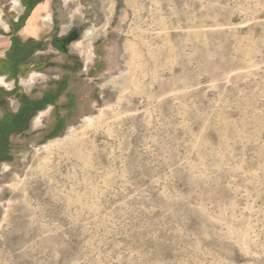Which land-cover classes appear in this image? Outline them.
<instances>
[{
    "label": "rangeland",
    "instance_id": "obj_1",
    "mask_svg": "<svg viewBox=\"0 0 264 264\" xmlns=\"http://www.w3.org/2000/svg\"><path fill=\"white\" fill-rule=\"evenodd\" d=\"M38 26L44 65L0 77V110L68 63L95 107L0 134V264H264V0H52Z\"/></svg>",
    "mask_w": 264,
    "mask_h": 264
},
{
    "label": "crops",
    "instance_id": "obj_2",
    "mask_svg": "<svg viewBox=\"0 0 264 264\" xmlns=\"http://www.w3.org/2000/svg\"><path fill=\"white\" fill-rule=\"evenodd\" d=\"M17 1L19 7L21 0ZM51 2L52 0L46 9L49 16L51 15ZM16 13L18 15L13 19V27H16L17 33L0 38V49L2 44L5 45L2 48L3 53L0 54V77L12 83L14 87L18 85L22 78L28 76L32 70L30 66L38 63L34 62V57L37 55V52L42 51L44 48L40 47L41 42L39 43V40H37L41 35V31L38 28V21L40 19L32 16L35 19L34 24L31 25L30 22H26L23 26H20L16 21L18 16L23 15L24 12ZM7 26L8 29L5 28L4 31L9 34L11 30L10 26ZM32 46L38 47L30 55L29 49ZM39 63L43 64L44 62L41 61ZM67 65L68 68L64 66V71L67 74H63L62 79L59 81H51V86L48 89L44 87L45 84L42 80L39 85L40 87L36 85L32 89L31 94L25 91L23 96L20 97L12 91L9 99H14V102H17L20 107L17 111H11L10 109L6 110L4 104H1V135L8 133L10 134L9 140H11L17 134L23 133L18 132V125H20V128L21 125L25 124L27 127L24 132H27L31 125H38V119H42L45 125L38 131V137L48 140L61 135L66 127L75 124L78 120L89 114L90 110L95 107V102L91 99L92 78L85 75L82 77L78 75L76 78L75 71L69 68V63Z\"/></svg>",
    "mask_w": 264,
    "mask_h": 264
},
{
    "label": "flooded vegetation",
    "instance_id": "obj_3",
    "mask_svg": "<svg viewBox=\"0 0 264 264\" xmlns=\"http://www.w3.org/2000/svg\"><path fill=\"white\" fill-rule=\"evenodd\" d=\"M50 1L51 0H49L47 2L48 4H47L46 8L44 9L43 7H41L40 5L37 4L38 2L35 3L34 0H21V5L23 6L24 13H23V15H19L18 16L16 23L18 25H20V26L21 25L23 26L26 22H30L31 25H32V24L35 23L34 22L35 21L34 17H38L40 20L43 21V18L48 16V12H46V9L48 8V5H49ZM32 16H34V17L32 18ZM23 17H25V18L22 20ZM75 31H77L78 36L80 37L79 30L78 29H73L64 38H61V39H58V40L55 39L54 41H52V43L49 44L50 48L52 50L53 49L57 50L58 54H63V55L69 54V52H68L69 47H71V45L74 42H76V41L70 42L69 38ZM57 46H60L61 49H59ZM37 66H41V63H34L30 67H31V69H34ZM42 68L44 69V67H42ZM14 90H15V88H14Z\"/></svg>",
    "mask_w": 264,
    "mask_h": 264
},
{
    "label": "water",
    "instance_id": "obj_4",
    "mask_svg": "<svg viewBox=\"0 0 264 264\" xmlns=\"http://www.w3.org/2000/svg\"><path fill=\"white\" fill-rule=\"evenodd\" d=\"M79 38L77 31H75L69 38L70 42L77 41Z\"/></svg>",
    "mask_w": 264,
    "mask_h": 264
},
{
    "label": "trees",
    "instance_id": "obj_5",
    "mask_svg": "<svg viewBox=\"0 0 264 264\" xmlns=\"http://www.w3.org/2000/svg\"><path fill=\"white\" fill-rule=\"evenodd\" d=\"M17 89V86H16V88H15V90ZM0 158H2V157H0ZM1 160V162L3 161V159H0Z\"/></svg>",
    "mask_w": 264,
    "mask_h": 264
}]
</instances>
